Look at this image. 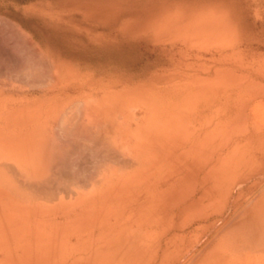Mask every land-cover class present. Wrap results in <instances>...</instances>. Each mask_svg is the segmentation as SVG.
I'll return each mask as SVG.
<instances>
[{"label":"rangeland","instance_id":"374dc122","mask_svg":"<svg viewBox=\"0 0 264 264\" xmlns=\"http://www.w3.org/2000/svg\"><path fill=\"white\" fill-rule=\"evenodd\" d=\"M36 1L0 11V264H264V0L0 4Z\"/></svg>","mask_w":264,"mask_h":264},{"label":"crops","instance_id":"0c3cea01","mask_svg":"<svg viewBox=\"0 0 264 264\" xmlns=\"http://www.w3.org/2000/svg\"><path fill=\"white\" fill-rule=\"evenodd\" d=\"M6 7V8H4ZM15 7V8H12ZM48 4L41 6L40 2H27V3H8V4H0V11L4 12L7 18L10 20H13L16 25H19L20 27H25L28 20L33 19H40L41 14L40 12H48L47 17H49V12L52 10ZM31 121L27 122H39L40 118L37 115V118L35 119L34 116H32Z\"/></svg>","mask_w":264,"mask_h":264}]
</instances>
